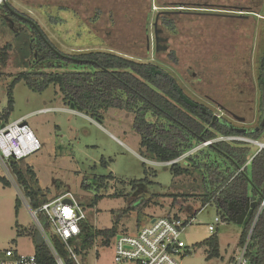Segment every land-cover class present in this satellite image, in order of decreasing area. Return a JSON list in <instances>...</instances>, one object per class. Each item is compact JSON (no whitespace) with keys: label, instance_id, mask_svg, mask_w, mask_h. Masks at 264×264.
Returning <instances> with one entry per match:
<instances>
[{"label":"rangeland","instance_id":"1","mask_svg":"<svg viewBox=\"0 0 264 264\" xmlns=\"http://www.w3.org/2000/svg\"><path fill=\"white\" fill-rule=\"evenodd\" d=\"M2 2L36 22L61 54L103 52L152 64L173 78L186 97L217 118L225 119L236 128H253L259 123L256 78L264 50V0H0ZM161 11L167 13H158ZM163 16L174 22V33L160 24L159 18ZM12 21H15L13 17L0 9V50L6 44L13 48L7 65L0 66V117L7 106L8 86L23 70L18 67L14 33L25 27ZM155 22L161 31L162 40L158 44ZM171 52L175 63L170 58ZM72 69L74 67L69 65L59 71ZM241 90L245 99V94L249 93L247 97L254 101L250 125L236 122L212 102L225 104L239 99ZM13 100V111L7 123L23 119L41 143L38 152L18 163L22 172L27 168L35 172V179L30 181L32 186L48 190L51 198L70 193L85 207L93 196H101L95 206L86 208V222L95 229H109L121 211L134 206L136 201L151 199L142 211L131 210L121 216L117 224L119 233L133 235L147 225L151 217L177 215L181 220H191L182 239L192 250L181 264H228V254L236 249L253 203L247 207L229 205V223L215 226L220 256L207 260L201 244L214 235L207 232V226L213 224L215 216L222 217V214L214 203L202 208L196 197L186 199L188 194L199 195L201 177L197 171L175 177L169 165L151 161L133 129L131 113L109 109L101 113L100 119H90L65 106L56 87L36 93L23 81L15 85ZM258 141L264 142V134ZM250 148L254 155L257 147L250 145ZM205 149L203 146L185 156ZM217 159L225 161L218 155ZM180 161L183 167L184 156ZM109 174L113 180L99 191L82 186L83 181L91 184L94 176ZM0 176L9 182L8 186L0 182V251L11 249L19 255H33L34 238L39 236V231L27 200L11 169L6 172L0 164ZM174 198L178 203L172 206ZM23 229L27 232L20 234ZM113 257L114 241L109 246L94 244L78 256V261L80 264H114Z\"/></svg>","mask_w":264,"mask_h":264},{"label":"trees","instance_id":"2","mask_svg":"<svg viewBox=\"0 0 264 264\" xmlns=\"http://www.w3.org/2000/svg\"><path fill=\"white\" fill-rule=\"evenodd\" d=\"M0 9L13 17L15 21L12 23L25 27L14 33L16 50L19 54L18 67H22L23 70L15 75L8 86L7 106L1 114L0 127L7 124L13 111V89L21 81L29 90L36 93H42L50 86L56 87L65 106L73 105L74 111L90 119H100L101 113L109 109L131 113L133 129L140 137L143 152L151 161L167 163L179 160L169 166L175 177L191 175L192 171H197L200 175L199 195L188 194L185 195L186 199L196 197L202 208L214 203L226 223L230 221L227 217L230 214L228 210L230 204L244 205L250 195L256 199L236 247H242L246 243L252 228L246 253L248 262L264 264V206L261 208L264 198V149L252 158L250 145L222 141L213 142L206 146L205 150H198L185 156L202 143L220 136H245L258 141L264 134V125L258 131H251L246 135L239 134L224 120H214L213 114L208 110L205 109L203 113L200 109L201 105L198 108L186 105L179 97V88L173 78L154 65L103 52L66 56L56 49L31 18L17 12L7 2L0 3ZM159 20L164 29L171 33L175 32L176 27L171 19L163 16ZM12 49L11 44L1 48V67L7 65L9 52ZM169 55L175 63L174 53L171 52ZM69 65L74 69L59 71ZM152 68L160 70L161 74L152 72ZM257 72L256 84L261 122L264 119V50L258 61ZM217 155L225 161L218 160ZM183 156L182 167L180 160ZM19 162L10 160V169L31 210H36L43 203L59 197L51 198L48 190L44 191L32 186L30 181L35 179V172L30 168L22 172L19 169ZM111 180H113L111 174L94 176L91 184L83 181L82 186L86 189L94 187L99 191ZM0 182L4 186L9 185L8 180L1 176ZM100 199L101 196H93L87 207L95 206ZM150 202L151 199L136 201L134 206L130 205L115 217L114 224L109 229H95L88 222H83L80 235L69 244L74 247L78 256L96 243L109 246L119 234L117 224L121 216L131 210L142 211ZM79 203L86 210L87 207L82 202ZM174 203H178L177 198H174L172 206L175 205ZM18 205L19 200L16 202V208ZM256 216V222L252 227ZM167 217L172 216L168 214ZM173 217L178 218L177 215ZM43 227L45 230L48 229L46 222H43ZM19 232L23 234L27 231L23 229ZM38 235L40 236L37 237L38 239L34 238V256L37 264H56L48 245L41 235ZM50 240L63 263L74 264L69 259L64 243L57 237H52ZM201 245L205 247L207 260L219 258L220 246L217 235L210 236Z\"/></svg>","mask_w":264,"mask_h":264},{"label":"built area","instance_id":"3","mask_svg":"<svg viewBox=\"0 0 264 264\" xmlns=\"http://www.w3.org/2000/svg\"><path fill=\"white\" fill-rule=\"evenodd\" d=\"M24 120L3 124L0 127V164L9 172L10 160L20 161L38 152L41 149L40 141L35 137ZM242 142L256 146L255 155L264 149V142H259L245 136L217 137L206 141L194 150L208 146L213 142ZM193 150V151H194ZM171 161L160 163L162 166H171L178 162ZM264 206V198L261 208ZM260 208V210H261ZM259 210V211H260ZM31 217L48 245L56 264H64L57 255L51 243L52 237H57L69 253V259L74 264H80L74 247L69 244L81 233V224L86 222V210L79 201L70 193H65L53 200L43 203L36 210L29 208ZM43 222L48 229L45 230ZM191 220H181L176 217L149 218L147 225L141 226L136 234L119 233L114 238V264H181V260L191 253L190 248L182 239L187 226ZM256 219L253 222L254 226ZM225 221L220 216H215L212 225L207 226V232L214 234L215 226L222 225ZM252 228L246 243L242 247H236L228 264H249L246 253L247 245ZM0 264H37L33 255H18L15 251L8 249L0 251Z\"/></svg>","mask_w":264,"mask_h":264},{"label":"flooded vegetation","instance_id":"4","mask_svg":"<svg viewBox=\"0 0 264 264\" xmlns=\"http://www.w3.org/2000/svg\"><path fill=\"white\" fill-rule=\"evenodd\" d=\"M158 13H167V12L161 11V12H158ZM153 27L155 29V40H156V44H158L162 40L161 37H160L161 31L157 29V26L155 28V23H154ZM156 47H157V45H156ZM248 94L247 93L245 94V96H246V99H245L244 96H243V91L241 90L240 91V98L239 99L232 100V101L230 100L229 102H225V104L224 103H221V102H218V101H215V100L214 101L212 100V102L216 106H218L219 110H221L222 112L228 114L230 116V118H232L233 120H235L233 118V116H236V118H238L240 120V121L235 120L236 122H239L242 125H250L251 122H252L251 120H252V115H253V112H254V104H253L254 101H253V98L250 99L249 97H247ZM234 112L236 114H234ZM213 118H214V120H216V119L221 120L222 119L226 123H228L229 125H231L229 122H227L223 118H219V117L217 118L214 115H213ZM259 122H260V117H259ZM260 124H261V122L258 123V125L256 127H253V128H245V127L236 128V127H234L232 125L231 126L234 129H244V130H246L247 133H249L251 131H255L256 129L261 128L260 127Z\"/></svg>","mask_w":264,"mask_h":264},{"label":"water","instance_id":"5","mask_svg":"<svg viewBox=\"0 0 264 264\" xmlns=\"http://www.w3.org/2000/svg\"><path fill=\"white\" fill-rule=\"evenodd\" d=\"M155 28H156V22H155ZM151 71H152V72H155L156 74H161V71H160V70H157V69H155V68H152ZM178 94H179V97L181 98V100H182L186 105H188L189 107H192V108H198V107H199V105H198L197 103L193 102V101L190 100L188 97H186V96L182 93L181 90H178ZM69 108H70V110H73V109H74V106H73V105H70ZM200 109L202 110L203 113H205V109H204L203 107H200ZM233 118H234L235 120H237V121H240L238 118H236V116H233ZM24 124H25V122H24ZM263 125H264V119H262L261 124H260V127L262 128ZM235 131H236L237 133H239V134H243V135H246V133H247L246 130H244V129H235ZM255 131H258V129H256ZM249 216H250V212H249L248 215H247L246 222H247ZM232 221H235V219H232ZM246 222H245V223H246ZM238 223H239V222H238ZM244 225H245V224H244Z\"/></svg>","mask_w":264,"mask_h":264},{"label":"crops","instance_id":"6","mask_svg":"<svg viewBox=\"0 0 264 264\" xmlns=\"http://www.w3.org/2000/svg\"><path fill=\"white\" fill-rule=\"evenodd\" d=\"M71 111H74V110H71ZM19 120H23V119H19ZM17 121V120H16ZM8 124V123H7ZM257 151V150H256ZM255 156V154L252 156V158ZM251 158V159H252ZM255 201H256V199L254 198V197H252L251 195L248 197V202H246L243 206L244 207H247L248 206V204H254L255 203ZM27 206H28V204H27ZM29 208V207H28ZM258 216V215H257ZM257 216H256V218L255 219H257ZM254 219V220H255ZM235 221L236 222H238L236 219H235ZM254 222V221H253ZM240 224V223H239ZM244 226V225H243ZM240 237V236H239ZM238 242V241H237ZM236 246H237V244H236ZM235 250L236 249H234V250H231L230 252H229V259L232 257V255L234 254V252H235ZM16 252V251H15ZM17 253V252H16ZM225 253L227 254V251H225ZM18 254V253H17ZM19 255V254H18Z\"/></svg>","mask_w":264,"mask_h":264}]
</instances>
